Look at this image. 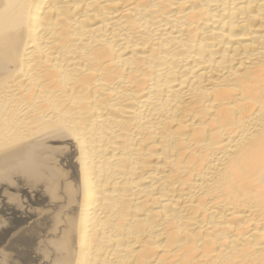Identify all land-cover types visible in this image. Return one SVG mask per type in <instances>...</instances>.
Returning a JSON list of instances; mask_svg holds the SVG:
<instances>
[{"label": "bare ground", "instance_id": "bare-ground-1", "mask_svg": "<svg viewBox=\"0 0 264 264\" xmlns=\"http://www.w3.org/2000/svg\"><path fill=\"white\" fill-rule=\"evenodd\" d=\"M0 264H264V0H0Z\"/></svg>", "mask_w": 264, "mask_h": 264}]
</instances>
